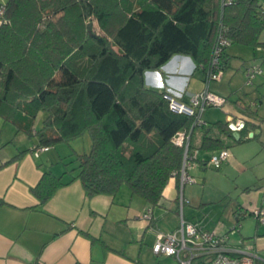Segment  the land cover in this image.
Instances as JSON below:
<instances>
[{"label": "trees", "instance_id": "obj_1", "mask_svg": "<svg viewBox=\"0 0 264 264\" xmlns=\"http://www.w3.org/2000/svg\"><path fill=\"white\" fill-rule=\"evenodd\" d=\"M4 7L0 117L36 137L35 146L87 135L89 149L75 154V177L88 196L113 195L126 185L157 205L169 180L178 178L183 147L173 138L180 131L191 138L200 127L197 149H226L209 135L216 129L233 137L226 123L198 125L194 116L171 111L165 91L148 87L144 73L181 54L206 77L220 24L231 43L264 46L258 40L264 31L259 0H235L223 8L220 0H7ZM228 60L224 50L223 71ZM41 110L46 117L36 129ZM247 127L253 129L246 124L237 142L255 137H246ZM61 185L45 172L32 192L43 203Z\"/></svg>", "mask_w": 264, "mask_h": 264}, {"label": "crops", "instance_id": "obj_2", "mask_svg": "<svg viewBox=\"0 0 264 264\" xmlns=\"http://www.w3.org/2000/svg\"><path fill=\"white\" fill-rule=\"evenodd\" d=\"M6 1L0 0V4ZM262 32L259 42H264L260 38ZM232 48L234 53L225 49L229 60L221 86L209 84V90L225 97L226 104L220 112L206 108L200 119L207 126L217 121L225 123L229 117L245 118L253 128L244 130L246 137L258 136L262 145L264 73L246 85L244 71L253 63L264 69V46H249L250 50ZM144 81L150 88L170 91L180 101L188 102L191 95L204 88L205 73L189 56L176 54L158 70L146 71ZM24 134L0 117V264H153L148 253L165 257L151 250L157 235L179 226L180 196L185 200L181 215L185 219V209L189 214L185 220L207 231L228 234V247L248 248L256 256L254 264H264V224L252 215L237 218L239 211L264 208V146H252L251 139L237 142L213 129L209 135L219 137L226 149L234 143L221 166L225 175L236 174L233 186L209 184L212 188L205 192L207 182L203 186L184 184L180 190L179 179L171 178L160 202L152 206L132 195L126 185L113 195H87L80 179L75 177V154L88 150V136L82 142L76 139L68 143L71 148L58 143L35 156L32 148L37 140ZM202 137L203 130L197 127L191 134V145L199 148ZM23 151L18 159L6 163ZM217 151L198 149L192 170L207 167L206 161ZM67 156L71 158L68 161ZM45 172L59 177L62 185L41 203L32 188ZM220 203H224L221 213L209 220L213 213L211 205ZM148 209L150 221L143 218ZM238 223V230L232 231Z\"/></svg>", "mask_w": 264, "mask_h": 264}, {"label": "built area", "instance_id": "obj_3", "mask_svg": "<svg viewBox=\"0 0 264 264\" xmlns=\"http://www.w3.org/2000/svg\"><path fill=\"white\" fill-rule=\"evenodd\" d=\"M221 7L230 5L235 0H220ZM264 15V7L260 8ZM5 7L0 4V24L5 22ZM231 44L228 31L222 24L219 25L216 35V41L212 50L211 69L206 74L204 88L190 96L188 102H182L177 99L170 91H165L163 98L167 101L169 109L173 112L184 113L194 116L195 123L202 124L201 113L208 107L223 108L226 104V98L209 90L211 80H219L222 77L223 70L220 68L221 55L223 51ZM264 73V69L258 64H250L245 68V84L251 85L257 75ZM226 126L233 132L242 130L246 125L245 118L229 117L226 120ZM175 144L183 147V157L180 169L174 173L180 182V190L184 184L195 182V178L189 174V170L195 166V159L198 149L190 148V133L180 131L174 136ZM47 146H34L32 152L37 156L40 152L46 151ZM229 158L227 149L218 150L212 154L206 161V164L214 167H220L223 162ZM184 199L180 196V222L179 226L170 232L159 233L151 250L155 255L173 257L177 264H254L255 254L248 248L235 249L227 245L228 234H217L212 231L204 230L196 223L185 220L182 215V206ZM238 218L252 215L256 220L264 224V208H257L246 211H239ZM151 209H148L143 218L150 221L152 218ZM240 224H236L232 231L238 230ZM240 242V241H239Z\"/></svg>", "mask_w": 264, "mask_h": 264}, {"label": "rangeland", "instance_id": "obj_4", "mask_svg": "<svg viewBox=\"0 0 264 264\" xmlns=\"http://www.w3.org/2000/svg\"><path fill=\"white\" fill-rule=\"evenodd\" d=\"M259 4L262 5V7H264V0H259ZM260 38L262 40H264V32H262ZM232 46L234 48H237V50H250L248 48L249 46L248 47H243V46H247V45H243L241 43H233V44H230V45L227 46V49L229 51H232L233 53L235 52V50L232 48ZM243 48H245V49H243ZM222 76H223V74H222ZM221 78L219 80H211L210 83H209L210 84V87H214V84L215 85H218V86H221V84H222V79ZM262 89H264V88H262ZM208 108L211 109L210 111H216V112H220V109H221V108L213 107V106L212 107H208ZM45 117H46V112L44 110H41L38 113L37 117H36L35 125L38 126V127H40L42 125L43 119ZM84 136L86 137L87 135H84ZM84 136H80L78 138V140H79L78 142H82L84 140L83 139ZM27 138L31 139V137H27ZM33 138L36 139V137H33ZM229 142L232 143V140L229 139ZM251 142H253L252 146H256V148H259L261 146H264V144L261 145V143L258 142V136L255 137L254 139H251ZM63 144L65 146L67 145L69 148H71V145H69L68 143H63ZM232 144H234V143H232ZM232 144L229 147V149H227V150H230L231 147L234 146ZM54 147H55V145H54ZM89 147H90V144L88 146V149H89ZM262 148H264V147H262ZM256 155L254 156V158L256 157ZM69 157L70 156H67L68 159L66 158L67 159L66 161H68V160L71 159ZM221 166L220 167H214L212 165H208L207 164V167H205V166H202V167L201 166H198V168L195 169V170L190 169L189 170V174L195 178V183H186V184H194L195 186H203L204 184H206L208 182L207 185H206L205 192L207 190H211V188L214 185L215 186L216 185L217 186H219V185L220 186L221 185H224V186H226V185L227 186H233V184L235 183L234 180H235V175L236 174L232 173V175H231V174L227 173V175H225L226 173L224 172V169ZM236 179H237V177H236ZM209 184L212 187H210ZM186 186L188 187L190 185H186ZM205 199H207V198H205ZM223 204L224 203H220V205H211V208L213 210L212 211L213 213L211 214L212 216H209V220H211L212 218H214V215L217 216V215H219L221 213V210L223 208ZM188 218H189V214H188L187 209H185V219H188ZM234 238H235V236L232 237L233 240H234ZM148 260L149 261H153V264H158V263H161V262H162V264H177L176 263V260L173 257H167V256H165V257H160L159 258V257L154 256L151 252H150V254L148 253Z\"/></svg>", "mask_w": 264, "mask_h": 264}, {"label": "water", "instance_id": "obj_5", "mask_svg": "<svg viewBox=\"0 0 264 264\" xmlns=\"http://www.w3.org/2000/svg\"><path fill=\"white\" fill-rule=\"evenodd\" d=\"M232 136L235 138V140H238L240 137V134L237 131H235L232 133ZM250 136H252V134Z\"/></svg>", "mask_w": 264, "mask_h": 264}]
</instances>
